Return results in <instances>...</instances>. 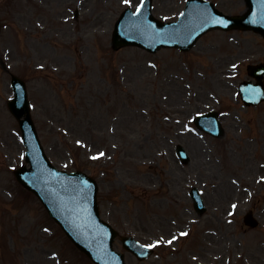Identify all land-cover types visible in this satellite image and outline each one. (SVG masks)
<instances>
[{
	"label": "rangeland",
	"instance_id": "374dc122",
	"mask_svg": "<svg viewBox=\"0 0 264 264\" xmlns=\"http://www.w3.org/2000/svg\"><path fill=\"white\" fill-rule=\"evenodd\" d=\"M141 1L0 0V264H92L15 179L25 149L7 108L13 91L3 66L27 82L52 163L98 181L102 217L120 234L158 244L186 222L193 227L176 247H156L148 261L127 253L128 264H197L192 257L264 264V104L248 109L238 96L246 65L264 59V39L213 31L188 53L114 51L116 20ZM217 1L226 13L245 10L243 0ZM185 2L155 0L154 15L176 20ZM211 108L224 114V138L177 134ZM180 142L198 150L190 167L176 162ZM197 184L208 208L202 217L187 194ZM230 203L238 205L232 223ZM249 209L261 221L256 229L244 224ZM116 247L123 251L119 240Z\"/></svg>",
	"mask_w": 264,
	"mask_h": 264
},
{
	"label": "water",
	"instance_id": "95a60500",
	"mask_svg": "<svg viewBox=\"0 0 264 264\" xmlns=\"http://www.w3.org/2000/svg\"><path fill=\"white\" fill-rule=\"evenodd\" d=\"M197 1L190 0L181 21L169 25L160 23L151 15L150 0L136 14L125 11L116 25L114 47L136 45L153 53L161 47H179L187 51L202 34L216 28L254 30L264 36V0H246L249 11L241 17L222 16L224 23L216 22L221 21V17L215 14L219 12L211 4ZM208 6L212 7L208 11L196 8ZM250 69L251 75L258 80L264 78V66ZM13 84L15 99L9 106L19 119L24 134H28L31 140L27 157L32 168L19 169L17 178L39 195L70 239L96 264H121L123 257L112 250L116 233L109 226H106L109 233L99 232L101 225L95 217L98 218L95 182L82 173L65 176L51 167L30 116L25 85L16 77H13ZM245 85H242V91ZM260 85L261 91H257V94L264 96V85ZM67 179H71L74 184L67 183Z\"/></svg>",
	"mask_w": 264,
	"mask_h": 264
},
{
	"label": "snow or ice",
	"instance_id": "6c2138e0",
	"mask_svg": "<svg viewBox=\"0 0 264 264\" xmlns=\"http://www.w3.org/2000/svg\"><path fill=\"white\" fill-rule=\"evenodd\" d=\"M137 12H139V9H137ZM217 23H224L222 20L221 21H216ZM100 155H103V153H101ZM93 159H96L97 157H92ZM235 207V205L233 206ZM181 235H187V233H181ZM169 243H172V241H169ZM155 246V245H153Z\"/></svg>",
	"mask_w": 264,
	"mask_h": 264
}]
</instances>
